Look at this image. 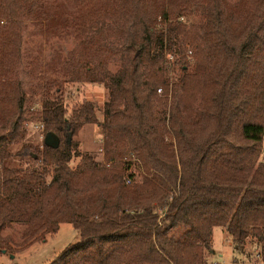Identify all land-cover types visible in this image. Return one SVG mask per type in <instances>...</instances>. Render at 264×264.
Here are the masks:
<instances>
[{
    "label": "trees",
    "instance_id": "trees-1",
    "mask_svg": "<svg viewBox=\"0 0 264 264\" xmlns=\"http://www.w3.org/2000/svg\"><path fill=\"white\" fill-rule=\"evenodd\" d=\"M39 15L78 40L57 78L23 47ZM65 81L107 98L68 107ZM263 140L264 0H0V255L69 223L47 264H216L214 227L229 264L264 260Z\"/></svg>",
    "mask_w": 264,
    "mask_h": 264
},
{
    "label": "rangeland",
    "instance_id": "rangeland-1",
    "mask_svg": "<svg viewBox=\"0 0 264 264\" xmlns=\"http://www.w3.org/2000/svg\"><path fill=\"white\" fill-rule=\"evenodd\" d=\"M35 19L37 20H31L27 23V27L24 32V50L27 53H31L36 56L38 64L44 69V74L57 78L59 75L50 72L51 66L54 64L55 66H59L61 61L66 57L67 53L77 44L78 40L70 36L65 39L64 37H59L53 33V31H48L46 29L47 23L49 25L48 19L46 23L45 20H42L40 15ZM165 59L167 60V63L170 64V62L174 60V57L164 56V60ZM60 78L61 81L64 79L63 76H60ZM63 84L62 99L68 107L72 103L82 101L83 99L95 100L101 106L107 98V90L101 84L89 82L71 83L67 81ZM158 93H162L161 89L160 91L158 90ZM159 110V108L156 109V111ZM39 128L40 126L31 124L29 126L30 136L27 134V137L29 139L36 137L40 140L42 136L40 135L41 132ZM100 131L101 129L95 124L85 126L79 134L80 148L82 150H99L101 148L102 139ZM262 159L264 160V140L261 160ZM120 161H128V164H125L129 165L134 161V159L129 160L122 158ZM113 163L110 164L109 162H106L104 165L110 168ZM132 169L136 171L135 165H132ZM122 170L126 173V175L132 171L126 170V167H123ZM166 208L167 206L158 210V217H164ZM77 237V232L69 223H61L57 232L53 234H45L42 240L32 243L30 246L21 251H17L15 253L2 252L0 255V264H47L57 254H59L63 248L75 242ZM212 249L213 251H211L209 255L210 260H219V262L223 264H229L228 262L231 260L233 252L230 236L225 229L221 227H214ZM255 261L256 260L248 264H254Z\"/></svg>",
    "mask_w": 264,
    "mask_h": 264
},
{
    "label": "water",
    "instance_id": "water-1",
    "mask_svg": "<svg viewBox=\"0 0 264 264\" xmlns=\"http://www.w3.org/2000/svg\"><path fill=\"white\" fill-rule=\"evenodd\" d=\"M44 143L46 145L56 147L58 145V139L52 133L48 132L45 134Z\"/></svg>",
    "mask_w": 264,
    "mask_h": 264
},
{
    "label": "built area",
    "instance_id": "built-area-1",
    "mask_svg": "<svg viewBox=\"0 0 264 264\" xmlns=\"http://www.w3.org/2000/svg\"><path fill=\"white\" fill-rule=\"evenodd\" d=\"M127 182H129V180L127 179ZM255 263L254 264H264V260L261 258V256H260V253H256L255 254ZM212 264H215V262L214 263H212ZM216 264H223V263H221V262H218V263H216Z\"/></svg>",
    "mask_w": 264,
    "mask_h": 264
}]
</instances>
